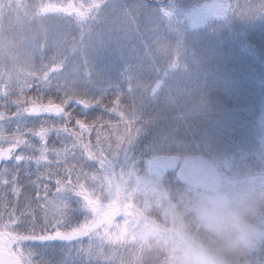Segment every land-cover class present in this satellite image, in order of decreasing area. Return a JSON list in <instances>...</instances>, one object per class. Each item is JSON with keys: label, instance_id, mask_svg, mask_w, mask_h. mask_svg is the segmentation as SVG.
<instances>
[{"label": "snow or ice", "instance_id": "snow-or-ice-1", "mask_svg": "<svg viewBox=\"0 0 264 264\" xmlns=\"http://www.w3.org/2000/svg\"><path fill=\"white\" fill-rule=\"evenodd\" d=\"M17 4L26 15L31 8L34 18L43 19L49 15L72 18L81 28L84 57L81 68L88 70L64 76L67 58L57 52L48 64L28 74L18 86V92L9 81L0 77V99L5 101L0 104V164L4 165L0 168V189L4 190L0 194V264H93L99 253L92 242L99 239L102 243H111L108 237L113 220L130 206L134 192L129 188L132 173L128 164L131 157L125 138L118 134L115 145L109 143L104 148L99 131L95 144L86 136L97 129V125L118 128L120 123L133 122L135 113L127 112L122 100L142 86L140 72L155 74L149 85L151 94L155 96L179 67L181 44L178 40L167 68L161 72L154 42L144 37L141 20L150 25L148 31L151 33L159 34L162 30L165 37L175 35L179 38L189 30L190 20L199 25L212 18L228 19L235 15V9L231 0L227 4L224 0H197L191 4L186 0H154L152 3L136 0L133 4L121 3L120 0H86L73 4L70 0L66 5L42 0L32 6L17 0ZM261 18L264 19V12ZM248 25L243 27V31L232 30L229 26L221 32L220 39L248 54L251 63L243 84L249 92H254L259 81V105L264 110V43L253 40ZM97 27L102 29L101 39L98 42L89 40L85 44V36L91 37ZM191 30L198 29L193 26ZM136 34L143 41L144 55L135 56L137 63L133 64L126 52L129 37ZM46 48L45 37L41 49ZM163 51L167 55V49ZM33 87L42 88L47 100L39 95L21 98L26 89ZM109 91L114 96L111 107L104 103ZM13 95L17 97L15 100L10 99ZM218 103L221 104L219 99ZM13 106L15 111H11ZM96 109L118 116V124L113 126L110 121L102 124V115L91 116ZM28 119H38L41 123L38 127L21 124ZM12 122H16L13 131L3 128L5 123ZM53 136L59 147H49ZM127 143L130 144L131 140ZM69 159L77 162L70 164ZM80 160L84 163L81 164ZM88 164L94 168L86 170ZM33 165L37 171L44 168V172L36 177V181L43 182V187L36 181L31 185L35 188V200L43 201L37 205L43 212L42 219L35 211H29L31 201L28 197L25 200L29 202L17 215L18 201L24 193L20 172ZM9 193L16 197L17 203L6 199ZM81 216L84 217L82 222L79 220ZM85 238L89 241L86 247L83 246ZM54 243L72 245L61 253L59 261L45 260L33 247ZM76 244L81 247L76 248ZM37 256L40 259L37 260Z\"/></svg>", "mask_w": 264, "mask_h": 264}, {"label": "trees", "instance_id": "trees-1", "mask_svg": "<svg viewBox=\"0 0 264 264\" xmlns=\"http://www.w3.org/2000/svg\"><path fill=\"white\" fill-rule=\"evenodd\" d=\"M41 2L42 0H23V3L29 6ZM50 2L66 5L70 0H50ZM71 2L77 4L86 0H71ZM120 2L133 4L136 0H120ZM186 2L191 4L197 0H186ZM228 2L229 0H224L225 4ZM231 5L235 9V15L223 20L212 18L199 25H195L194 21L190 20L189 30L179 38L175 35L165 37L162 30L159 34L151 33L148 31L150 25L141 20L140 28L144 37L154 42V52L161 72L167 68L179 40L181 46L178 70L170 75L155 96L151 94L149 87L155 74L140 72L142 86L122 100L126 111L135 113L133 122L120 123L118 128L97 125V129L87 135L86 139H90L95 144L99 131L102 146L107 148L109 143L115 145L116 136L120 134L125 138L126 147L129 149L130 162H134L137 166H142L146 158L154 155L179 157L199 155L210 160L220 173L242 181L245 194L250 196V206L255 210L254 218L249 219L253 224L264 216V110L259 105L261 91L258 80L254 92H249L244 87L243 77L251 63L248 54L243 49L220 39V34L229 26L232 30L243 31V27L249 24L248 31L253 40L264 43V19L261 18V13L264 12V8L261 7L264 5V0H231ZM30 11L31 8L27 15L24 14V11L18 7L17 0H0V77L9 81L12 88L18 92V86L25 81L28 74L38 71L43 64H48L50 58L57 52L63 53L67 58L64 76H69L74 71L86 72L88 69L81 68L84 57L81 52L80 26L72 18L64 15H49L38 19L34 18ZM193 26L198 30L192 31ZM101 31L102 29L97 27L91 37L86 35L85 44L89 40L98 42L101 39ZM45 37L47 48L42 50L41 44ZM138 37L139 34L130 36L127 44L126 55L133 64L137 63L135 56L144 55L141 48L143 41ZM156 49L160 51L157 52ZM164 49H167V55L164 54ZM38 95L43 96L45 101L48 98L42 88L36 87L31 90L26 89L21 98H35ZM16 98V95L10 97L11 100ZM113 99L114 96L109 91L104 100L105 105L111 107L110 102ZM218 99L221 104L218 103ZM4 103L5 101L0 99V104ZM11 111H15L14 106L11 107ZM101 115L102 124L104 121H110L113 126L118 124V116L103 112L101 109L91 113V116ZM129 118L132 119L131 116ZM25 123L28 127H38L41 121L28 119L21 122V124ZM3 128L11 132L16 128V122L5 123ZM128 140H131L130 144L127 143ZM59 146L53 136L49 141V147ZM76 162L69 159L70 164ZM79 162L84 163L83 160ZM42 172L44 168L37 171L35 165L21 170L20 184L24 186V193L18 201L17 215L29 202L25 200V197H28L31 201L29 211H35L41 219L43 218V212L37 206L43 201L35 200V188L31 186L32 181H36V177ZM159 172L165 177L159 181L157 187L160 186L163 191L170 194L171 201L184 212L183 215L180 214L188 229L195 232L201 240L207 241V244L224 247L226 241L223 243L219 239L211 241L215 239L216 232L212 233L210 228H205V222L198 220L199 216L194 212L199 209L200 201L205 200L204 197H196V194L206 193L214 187L196 189L179 182L173 172ZM258 179L262 181L260 186ZM36 182L41 188L43 187L42 181ZM52 187L54 190V186ZM184 188L191 192L181 194L180 191ZM3 192L4 190L0 189V194ZM6 199L17 203L16 197L10 193ZM159 215L156 210V220L159 219ZM83 219V216L79 217L81 222ZM75 222L74 220L73 223ZM174 241L176 240L168 239L164 235H156L147 238L148 244L144 245L145 248L129 246L130 243H123L121 248L119 246L115 248L116 246L98 242L96 239L92 244L99 254L94 257L93 264H201L185 261L174 249L176 246ZM88 243L85 238L83 246L86 247ZM242 243L239 241L234 246H241ZM33 247L45 260L59 261L61 253L72 245L54 243L44 247ZM75 247L79 248L81 245L76 244ZM36 259H40V256Z\"/></svg>", "mask_w": 264, "mask_h": 264}, {"label": "rangeland", "instance_id": "rangeland-1", "mask_svg": "<svg viewBox=\"0 0 264 264\" xmlns=\"http://www.w3.org/2000/svg\"><path fill=\"white\" fill-rule=\"evenodd\" d=\"M154 156L146 158L142 166H137L134 162L128 164L132 173L129 188L134 194L130 206L113 220L108 237L111 246L121 248L123 243H130L129 246L145 248L144 245L148 244L147 238L164 235L168 239L176 240L174 249L185 261L191 263L264 264V216L253 224L249 221L254 218L255 210L250 206V196L245 194L240 179L229 177L217 170L220 179L214 188L206 193L196 194V197L205 198L203 202L200 201L199 209L194 211L199 216L198 220L204 221L205 228L208 227L210 232L217 234L214 235L215 239L209 236V240L227 242L224 247H214L188 229L181 218L184 212L171 201L170 194L160 186L157 187L165 176L151 164ZM92 168L94 165L88 164L86 170ZM258 183L260 186L262 181L258 179ZM180 192L182 194L191 191L184 188ZM11 206L10 204L9 208ZM156 210L160 213L157 220ZM97 241L101 242L99 239ZM239 241L243 242L242 245L235 247Z\"/></svg>", "mask_w": 264, "mask_h": 264}, {"label": "water", "instance_id": "water-1", "mask_svg": "<svg viewBox=\"0 0 264 264\" xmlns=\"http://www.w3.org/2000/svg\"><path fill=\"white\" fill-rule=\"evenodd\" d=\"M150 3L154 0H149ZM151 164L164 172H175V178L196 189H210L214 187L220 174L213 163L199 155L184 157L174 155H157L151 159ZM3 164H0V168Z\"/></svg>", "mask_w": 264, "mask_h": 264}]
</instances>
